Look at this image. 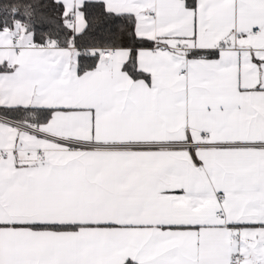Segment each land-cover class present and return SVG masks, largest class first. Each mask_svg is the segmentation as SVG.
<instances>
[{
    "label": "snow or ice",
    "instance_id": "1",
    "mask_svg": "<svg viewBox=\"0 0 264 264\" xmlns=\"http://www.w3.org/2000/svg\"><path fill=\"white\" fill-rule=\"evenodd\" d=\"M0 264H264V0H0Z\"/></svg>",
    "mask_w": 264,
    "mask_h": 264
}]
</instances>
